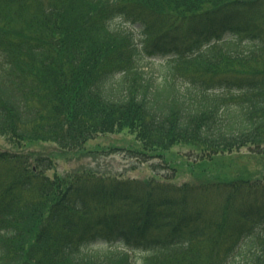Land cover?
Instances as JSON below:
<instances>
[{"label": "trees", "instance_id": "trees-1", "mask_svg": "<svg viewBox=\"0 0 264 264\" xmlns=\"http://www.w3.org/2000/svg\"><path fill=\"white\" fill-rule=\"evenodd\" d=\"M124 128L142 155L264 145V0H0V135L81 149ZM53 166L0 151V264H264L261 181L181 197Z\"/></svg>", "mask_w": 264, "mask_h": 264}, {"label": "rangeland", "instance_id": "rangeland-1", "mask_svg": "<svg viewBox=\"0 0 264 264\" xmlns=\"http://www.w3.org/2000/svg\"><path fill=\"white\" fill-rule=\"evenodd\" d=\"M237 68L244 67L238 65ZM142 147L136 133L127 128L99 133L81 149H63L51 140H24L18 144L0 135V151H37L51 156L54 166L47 170L50 177L92 173L111 181H152L174 186L181 197L187 195L185 185L202 188L209 195L224 187L225 180L242 181V177H249L252 182L264 184V145L242 146L213 158L185 142L164 150L155 149L148 155L140 154Z\"/></svg>", "mask_w": 264, "mask_h": 264}]
</instances>
